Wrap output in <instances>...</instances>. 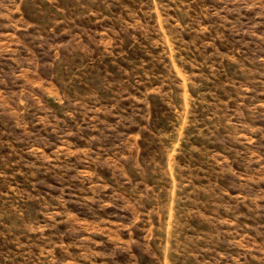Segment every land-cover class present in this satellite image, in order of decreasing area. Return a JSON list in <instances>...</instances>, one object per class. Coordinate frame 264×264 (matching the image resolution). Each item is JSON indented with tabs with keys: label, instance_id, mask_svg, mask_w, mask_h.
I'll return each instance as SVG.
<instances>
[{
	"label": "rangeland",
	"instance_id": "obj_1",
	"mask_svg": "<svg viewBox=\"0 0 264 264\" xmlns=\"http://www.w3.org/2000/svg\"><path fill=\"white\" fill-rule=\"evenodd\" d=\"M0 264H264V0H0Z\"/></svg>",
	"mask_w": 264,
	"mask_h": 264
}]
</instances>
